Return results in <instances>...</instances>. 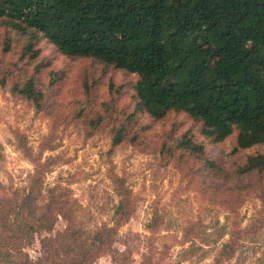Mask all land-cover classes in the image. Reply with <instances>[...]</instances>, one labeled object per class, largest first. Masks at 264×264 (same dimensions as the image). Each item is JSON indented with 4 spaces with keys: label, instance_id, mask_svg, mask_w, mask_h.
<instances>
[{
    "label": "rangeland",
    "instance_id": "374dc122",
    "mask_svg": "<svg viewBox=\"0 0 264 264\" xmlns=\"http://www.w3.org/2000/svg\"><path fill=\"white\" fill-rule=\"evenodd\" d=\"M25 44L0 21V201L20 204L31 184L42 182L36 203L45 212L50 190L61 189L51 224L24 243L32 260L42 256L44 240L64 250L122 222L87 264H142L146 257L160 264H264V173L238 172L264 145L234 153L237 133L216 145L184 113L154 120L137 106L138 76L64 56L43 37L32 59ZM31 78L45 94L42 110L12 92ZM186 138L203 144L230 175L215 177L184 149ZM121 201L128 213L118 215Z\"/></svg>",
    "mask_w": 264,
    "mask_h": 264
},
{
    "label": "trees",
    "instance_id": "16d2710c",
    "mask_svg": "<svg viewBox=\"0 0 264 264\" xmlns=\"http://www.w3.org/2000/svg\"><path fill=\"white\" fill-rule=\"evenodd\" d=\"M0 21L26 38L24 54L32 59L39 58L43 37L64 56L94 59L138 76L137 106L154 120L184 113L202 123L203 135L216 145L237 133L234 153L264 145V0H0ZM12 92L43 109L45 94L35 78L14 84ZM123 138L124 128L114 147ZM182 144L215 177L230 175L207 156L203 144L192 138ZM238 172L264 173V152L248 155ZM35 183L24 202L6 206L0 201L5 221L0 264L95 260L122 222L64 250L44 240L37 260L24 252V243L51 224L47 217L58 207L55 193L61 190H50L52 203L41 212L36 198L42 182ZM116 213H128L124 201ZM142 264L160 263L146 257Z\"/></svg>",
    "mask_w": 264,
    "mask_h": 264
}]
</instances>
